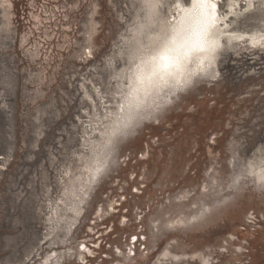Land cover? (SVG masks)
I'll use <instances>...</instances> for the list:
<instances>
[{"label":"rangeland","instance_id":"rangeland-1","mask_svg":"<svg viewBox=\"0 0 264 264\" xmlns=\"http://www.w3.org/2000/svg\"><path fill=\"white\" fill-rule=\"evenodd\" d=\"M238 1L260 41L109 138L148 1L0 0V264H264V0Z\"/></svg>","mask_w":264,"mask_h":264},{"label":"bare ground","instance_id":"bare-ground-1","mask_svg":"<svg viewBox=\"0 0 264 264\" xmlns=\"http://www.w3.org/2000/svg\"><path fill=\"white\" fill-rule=\"evenodd\" d=\"M243 1L244 5H247L244 9H249V5L254 7V0ZM146 2L149 7L147 8L149 23L155 21L157 30H150L147 27L146 41H138L130 71L128 68V85L126 89L125 84L123 86L125 91L121 101L118 102V110L113 117L114 124L109 129V138L117 128L120 129L127 122L129 115L134 117L147 109H154L157 101L164 92L168 91V88L173 90L175 84H184L190 79V71L192 74L207 72L219 52L217 50L219 45L222 47L225 42L241 40L244 37L251 43L260 41L258 36L234 32L227 28L231 17L228 20L225 17L228 18L230 13L234 16L242 9L240 7L242 3L238 0L229 5L228 14L220 11L219 4L223 0H208L203 4L198 3L197 0H187V2L176 0L175 5L168 8V15L160 13L158 7L160 1L146 0ZM210 29L215 33V40L208 42L206 38ZM209 43L213 46L212 54L207 50ZM193 50L197 53V59L189 70L184 63V57L189 56ZM95 162L98 160L95 159ZM249 173L254 184L264 185V161L252 163Z\"/></svg>","mask_w":264,"mask_h":264},{"label":"clouds","instance_id":"clouds-1","mask_svg":"<svg viewBox=\"0 0 264 264\" xmlns=\"http://www.w3.org/2000/svg\"><path fill=\"white\" fill-rule=\"evenodd\" d=\"M206 39L208 42L215 40V33L211 29L209 30V34H208V37ZM207 50H208L209 54H212L213 46L210 43H209V47ZM196 59H197V53L195 50H193L189 56L184 57V63L187 65L189 70L191 69V66L196 63ZM189 75H190V77L193 75L191 73V71L189 72ZM186 83H190V79L188 81H186Z\"/></svg>","mask_w":264,"mask_h":264},{"label":"snow or ice","instance_id":"snow-or-ice-1","mask_svg":"<svg viewBox=\"0 0 264 264\" xmlns=\"http://www.w3.org/2000/svg\"><path fill=\"white\" fill-rule=\"evenodd\" d=\"M197 2L198 3H207L208 2V0H197ZM132 119H133V117H132V115H129L128 117H127V122L126 123H124V125H123V127L124 128H127V127H129L130 126V124H131V121H132ZM116 131H120V129L119 128H117L116 129Z\"/></svg>","mask_w":264,"mask_h":264}]
</instances>
